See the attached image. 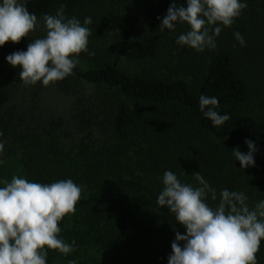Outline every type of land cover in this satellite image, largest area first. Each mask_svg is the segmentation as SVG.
Segmentation results:
<instances>
[{
  "label": "trees",
  "instance_id": "16d2710c",
  "mask_svg": "<svg viewBox=\"0 0 264 264\" xmlns=\"http://www.w3.org/2000/svg\"><path fill=\"white\" fill-rule=\"evenodd\" d=\"M145 1L123 28L122 51L135 49L137 37L150 35L155 42L164 38L172 45L171 50L166 48V59L158 56L147 64L144 58L143 72L132 75L117 61L92 69L77 64L71 75L56 81L58 91L74 97L75 120L86 134L72 159L64 154L61 137L55 133L61 123H56L54 132L43 133L16 123L9 106L24 83L19 68L9 65L6 57L26 51L30 42L23 38L18 44L0 46V141L4 142L0 159L5 161L0 165V180L10 181L13 175L37 183L72 179L83 188L75 213L59 223V237L69 244L75 241L72 259L123 250L154 238L164 239L171 254L176 232L184 234L186 229L157 203L165 171L194 187L199 185L193 173H200L216 189L217 200H211L210 194L207 199L213 208L225 188L243 192L250 208L264 200V54L256 52L241 61L227 45L204 51L178 45L176 40L190 30L189 25L159 30L172 0ZM254 1L241 0L247 7ZM97 2L26 0V6L40 21L43 14L55 15L63 5L66 19L75 17L83 25L84 18L90 17L87 27L91 29ZM260 8L264 11V0ZM155 48L165 49L159 43ZM160 64L175 79L159 77L155 72L163 67ZM181 75L192 83L178 78ZM87 87L93 92L88 94ZM201 95L218 98L215 110L229 120L213 126L200 111ZM246 140L257 149L255 166L241 169L232 150L247 153ZM11 155L17 158L18 172L9 166ZM46 250V264H54V250ZM256 255L258 264H264V240Z\"/></svg>",
  "mask_w": 264,
  "mask_h": 264
},
{
  "label": "clouds",
  "instance_id": "9594fccd",
  "mask_svg": "<svg viewBox=\"0 0 264 264\" xmlns=\"http://www.w3.org/2000/svg\"><path fill=\"white\" fill-rule=\"evenodd\" d=\"M247 6L241 0H185L184 4L172 0L159 30H174L178 23H186L190 30L178 37V45L196 51L215 49L216 37L222 31L217 25L230 27ZM63 13L61 5L55 15L43 14L40 21L46 35L31 40L26 51L6 57L9 65L19 68L24 85L42 82L48 86L63 80L79 64L75 57L88 51L91 18L85 17L82 25L75 17L66 19ZM40 21L28 10L26 0H0V46L20 43ZM234 36L241 46L246 45L239 32ZM218 105L216 97H199L200 111L213 126H221L230 118L215 110ZM245 143L247 153L232 150L241 169L255 166V144L251 140ZM3 150L4 142L0 141V153ZM4 163L0 159V165ZM193 175L199 186L182 183L172 171H165L162 177L157 203L186 229L184 234L176 232L168 264H258L256 254L264 240V200L250 208L243 192L225 188L213 208L207 199L210 194L211 200H217L216 189L200 173ZM0 184L4 185L0 187V264H46V249L64 255L75 250V241L69 244L59 237V223L75 213L83 191L80 185L72 179L37 183L18 175L10 181L0 180Z\"/></svg>",
  "mask_w": 264,
  "mask_h": 264
},
{
  "label": "rangeland",
  "instance_id": "374dc122",
  "mask_svg": "<svg viewBox=\"0 0 264 264\" xmlns=\"http://www.w3.org/2000/svg\"><path fill=\"white\" fill-rule=\"evenodd\" d=\"M145 3V0H98L92 11L94 19L89 36L88 51L84 56L75 57L79 60V65L84 69H92L117 61L124 72L132 75L143 72L146 62L148 64L152 60L155 61L158 56L166 59V48L171 50L172 45H167L164 38L155 42L154 36L150 35L137 37L135 49L122 51L123 28L134 15L143 9ZM261 4L262 0H255L247 7L244 15L236 18L230 27L217 25L222 28V31L216 37V46H229V49L239 56L241 61L244 60V56L248 57L256 52L264 54V11L260 8ZM236 32H239L246 41L245 46H241L236 40L234 36ZM45 35L42 23H38L37 28L25 38L31 42V40L42 38ZM158 37L156 36V38ZM157 43L159 46H164L165 49L159 52L155 48ZM89 52L94 55L90 56ZM144 58L147 59L146 62ZM160 67L161 69L155 72L159 77L175 79V77H171L172 73L164 68V64H160ZM178 78L192 83V79L185 75L178 76ZM87 92L89 94L93 92V89L87 87ZM74 103L73 96L58 91L56 82L50 83L48 86L37 82L35 85H21L14 95L9 109L13 110L16 123L21 128L28 127L40 133L46 130L54 132L56 123H61V128H57L55 133L61 137L64 154L68 159H72L78 152L80 142L86 139V134L80 131L76 123ZM9 166L15 172L19 171L17 158L13 155L9 158ZM126 204L129 206L130 202H126ZM130 206L135 208L133 204ZM169 255V244L162 238H154L131 244L123 250L100 254L90 253L76 259H72V252L64 255L58 250H54L53 260L54 264H69V261H75L76 264H167Z\"/></svg>",
  "mask_w": 264,
  "mask_h": 264
}]
</instances>
